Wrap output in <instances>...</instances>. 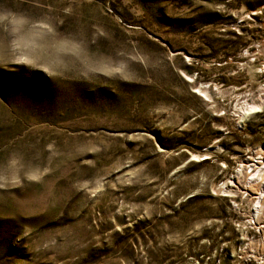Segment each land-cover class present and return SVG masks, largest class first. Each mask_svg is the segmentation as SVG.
Masks as SVG:
<instances>
[{
  "label": "rangeland",
  "instance_id": "374dc122",
  "mask_svg": "<svg viewBox=\"0 0 264 264\" xmlns=\"http://www.w3.org/2000/svg\"><path fill=\"white\" fill-rule=\"evenodd\" d=\"M262 152L264 0H0V264H264Z\"/></svg>",
  "mask_w": 264,
  "mask_h": 264
},
{
  "label": "bare ground",
  "instance_id": "6f19581e",
  "mask_svg": "<svg viewBox=\"0 0 264 264\" xmlns=\"http://www.w3.org/2000/svg\"><path fill=\"white\" fill-rule=\"evenodd\" d=\"M249 108H253V106L251 105ZM256 155H254L253 157H255ZM256 158H257L256 162L247 163L245 165L246 168H251V170L249 169V171H250L249 173L245 172V176H248V180L245 181L243 183V185H245L244 189L246 192L248 191L249 194L251 192V195H252V196L250 195L251 201L255 204L254 207H256L255 208L256 216L254 217V215H253V221L255 223L257 221V223L263 224V226L261 225L262 226L261 229H262V233H263L264 232V185H263V183H264V153L263 152L260 153V155L256 156ZM260 158H262V160ZM251 159H252V157L249 160H251ZM262 241L264 242V239ZM262 245H264V244H262Z\"/></svg>",
  "mask_w": 264,
  "mask_h": 264
},
{
  "label": "built area",
  "instance_id": "2783aa9c",
  "mask_svg": "<svg viewBox=\"0 0 264 264\" xmlns=\"http://www.w3.org/2000/svg\"><path fill=\"white\" fill-rule=\"evenodd\" d=\"M252 223L254 224L255 222L253 221Z\"/></svg>",
  "mask_w": 264,
  "mask_h": 264
},
{
  "label": "snow or ice",
  "instance_id": "6c2138e0",
  "mask_svg": "<svg viewBox=\"0 0 264 264\" xmlns=\"http://www.w3.org/2000/svg\"><path fill=\"white\" fill-rule=\"evenodd\" d=\"M193 159H195V157H193ZM247 159V158H246Z\"/></svg>",
  "mask_w": 264,
  "mask_h": 264
},
{
  "label": "trees",
  "instance_id": "16d2710c",
  "mask_svg": "<svg viewBox=\"0 0 264 264\" xmlns=\"http://www.w3.org/2000/svg\"><path fill=\"white\" fill-rule=\"evenodd\" d=\"M194 197V196H193Z\"/></svg>",
  "mask_w": 264,
  "mask_h": 264
}]
</instances>
